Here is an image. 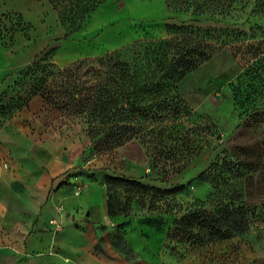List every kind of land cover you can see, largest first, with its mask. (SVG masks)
Listing matches in <instances>:
<instances>
[{"label":"rangeland","instance_id":"rangeland-1","mask_svg":"<svg viewBox=\"0 0 264 264\" xmlns=\"http://www.w3.org/2000/svg\"><path fill=\"white\" fill-rule=\"evenodd\" d=\"M89 3L0 0V164L8 163L0 175L48 195L81 182V196L70 200H101L105 218L83 231L98 264H264V0H238L222 16L199 18L198 39L211 57L175 85L134 57L130 102L138 112L119 125L96 114V138L87 123L33 96L42 74L32 63L62 69L86 60L97 70L96 59L133 44L142 50L167 39L165 25L196 18L164 0H105L85 15ZM182 41L178 35L175 44ZM115 141L121 144L110 148ZM107 177L149 189L110 185ZM109 197L116 216L107 215ZM220 205L249 209L247 232L199 244L197 225L209 234ZM195 209L204 217L188 230L181 220ZM77 214H68L69 224L83 230L85 216ZM61 256L59 263L76 264Z\"/></svg>","mask_w":264,"mask_h":264},{"label":"trees","instance_id":"trees-1","mask_svg":"<svg viewBox=\"0 0 264 264\" xmlns=\"http://www.w3.org/2000/svg\"><path fill=\"white\" fill-rule=\"evenodd\" d=\"M89 1L92 3L84 8L85 15L105 0ZM237 2L238 0H164L168 9L190 13L196 19L183 23L180 27L165 25L167 39L148 43L142 50L133 44L96 59L95 62L99 66L97 70L86 60L76 61L62 69L50 62L42 63L43 60L34 62L31 65L33 71H38L42 76L35 80L33 96L41 94L44 102L57 111L70 113L81 122L87 123L88 133L96 138L101 133L94 127L96 114L106 113L109 121L113 119L114 125H119L133 111L138 112L135 104L130 102V94L137 89L138 78V70L133 66L134 57L142 56L147 65H154L161 74L162 84H177L180 79L211 57L212 49L203 43L202 37L198 39L201 33L198 25L203 22L199 18L222 16L234 9ZM212 23L220 24L219 21ZM178 35L183 38L181 44H175ZM261 60L264 62V58ZM104 137L106 139V136ZM120 144L121 141H115L108 146L113 148ZM107 183L142 192L149 189L139 182L124 178L107 177ZM178 191H181V188H174L169 192ZM219 207L221 208L217 212L221 218L217 221L213 219L208 221L209 234L201 231L202 224L197 225L200 226V230L193 239L199 244L228 240L247 232L249 209L247 210L244 205ZM106 209L107 215L111 217L120 212L110 197L107 199ZM229 216L231 218H228ZM203 217V211L195 209L185 214L181 222H187L185 227L190 230L195 221Z\"/></svg>","mask_w":264,"mask_h":264},{"label":"crops","instance_id":"crops-1","mask_svg":"<svg viewBox=\"0 0 264 264\" xmlns=\"http://www.w3.org/2000/svg\"><path fill=\"white\" fill-rule=\"evenodd\" d=\"M3 164H7V168H3ZM7 169L8 163L1 162L0 171L6 173ZM74 189L71 191L70 187L63 186L48 195L43 190L35 191L30 185L15 182L9 175H0V264H19V259L25 255L31 259L23 264H40L39 261L48 260L62 264L59 263L61 254L68 255L76 264H98L84 248L90 240L83 231L105 218V204L101 200L89 201L87 197L70 200V194L71 198L77 199L82 194L83 190L80 196H74ZM59 205L64 208L63 216L58 218L63 223V230L53 234L49 220L57 216ZM77 211H82L85 216L83 230H76L69 224L72 214L78 215ZM75 220L79 221V216ZM45 254L52 258H37Z\"/></svg>","mask_w":264,"mask_h":264},{"label":"built area","instance_id":"built-area-1","mask_svg":"<svg viewBox=\"0 0 264 264\" xmlns=\"http://www.w3.org/2000/svg\"><path fill=\"white\" fill-rule=\"evenodd\" d=\"M3 168H7V164L2 165ZM83 190V186L81 184H77L74 189V196L78 197L81 194V191ZM64 214V208L59 205L56 209V217H53L49 220V225L51 227L52 233L57 234L63 230V223L60 219H58L60 216H63Z\"/></svg>","mask_w":264,"mask_h":264}]
</instances>
